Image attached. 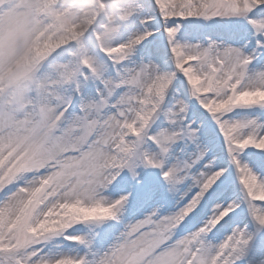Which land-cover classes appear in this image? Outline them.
Segmentation results:
<instances>
[{
	"label": "snow or ice",
	"instance_id": "1",
	"mask_svg": "<svg viewBox=\"0 0 264 264\" xmlns=\"http://www.w3.org/2000/svg\"><path fill=\"white\" fill-rule=\"evenodd\" d=\"M0 264H264V0H0Z\"/></svg>",
	"mask_w": 264,
	"mask_h": 264
}]
</instances>
